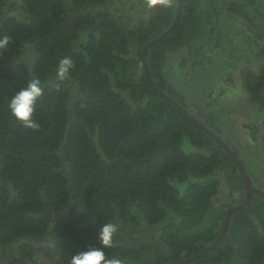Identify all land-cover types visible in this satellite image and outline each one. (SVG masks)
Masks as SVG:
<instances>
[{"label": "trees", "instance_id": "1", "mask_svg": "<svg viewBox=\"0 0 264 264\" xmlns=\"http://www.w3.org/2000/svg\"><path fill=\"white\" fill-rule=\"evenodd\" d=\"M210 1L182 0L178 24L143 56L174 26L179 0L151 8L148 0H0V36L11 41L0 53V264H39L47 251L55 264H69L100 247L124 264H168L214 243L226 213L245 199L244 183L226 151L185 117L165 80L169 61L200 38L208 45L193 52L198 66L212 69L206 53L213 45L225 57L219 47L237 23L220 19L227 14L212 8L221 2ZM260 31L264 21L252 32L258 38ZM66 56L74 67L59 82ZM33 78L44 87L37 130L8 109ZM105 223L117 226L106 247L99 239ZM263 261L264 201L254 198L232 215L218 247L187 264Z\"/></svg>", "mask_w": 264, "mask_h": 264}, {"label": "flooded vegetation", "instance_id": "2", "mask_svg": "<svg viewBox=\"0 0 264 264\" xmlns=\"http://www.w3.org/2000/svg\"><path fill=\"white\" fill-rule=\"evenodd\" d=\"M217 1L218 3L219 2L222 3L221 0H217ZM221 3H219L220 4L219 8H212V9L216 11H221V13L223 14H227L225 15L224 18H220V19H228L227 21L231 23H233L234 21H236L237 23V28L233 32H231L232 35H230V39L224 44H221L219 47L225 50V57H218L219 53L214 55V49H217V47L213 45L212 51L206 53L207 58L213 63L212 69L208 70L206 68L196 65L195 61L197 60L196 58H194L193 52L197 50L196 48L203 49V47L208 45V42L205 39L200 38L197 40V42L196 41L193 42L194 43L193 49L192 48L189 49L185 47L180 51V54L177 55L178 59H174L176 64L174 63L173 65L176 68L181 69L176 74V79L179 83V86H176L174 83L168 80L167 83L173 86V90L176 96V101L177 103L180 102L181 105L180 104L179 105L184 110L182 111L183 114L185 115V112L190 114L196 120V123L192 121L190 118H188L186 115L185 117L188 120H190L192 124H194L199 130L203 131L200 127L203 126L204 128L208 129L210 132H212L215 136L220 138V140H222V142L224 143H226V140L223 138L221 134H224L226 136L230 132L237 133L239 134L238 137L239 143L245 146H248L249 142H247L244 139H249L253 137V135L256 134L257 132L261 136L259 142H257L254 147H258L264 145V122L262 120H260L259 122L255 121L256 116L257 119H259V116L256 115L257 113L263 112V116H264V74L262 75L255 73L252 70H247V72L242 71L243 73L241 75L240 74L241 70L239 69V67L242 70H244V66H246L248 63L253 64L254 62L255 64L259 62L258 64H256L257 69H259L258 68L259 66L260 68L264 66V31H260L258 38H256V36H254L252 32L254 31V27L257 25V23L264 21V3L263 0H234L231 1L227 7H224L223 5H221ZM216 11H214V14H212L213 16L217 15ZM211 18L212 17H210L209 19ZM210 23L212 24V21ZM213 26L218 27L217 24H213ZM214 27H211L209 31L212 32L214 30ZM234 32H238L239 34L238 33L233 34ZM212 34L213 33H210L209 37H213ZM224 34L227 35V33ZM221 36L223 35H220L219 38H217L216 40H220ZM240 37H242V39ZM234 40L238 44V48L229 49L228 42L229 41L234 42ZM195 42H196V47H195ZM243 47H245L246 49H244ZM243 52L245 55H240V53ZM254 53H257V55H255ZM254 57L255 59H257V61L253 59ZM219 58H222V62H221L222 63L221 65L223 66L222 71H219L217 69V64L220 63V61L218 60ZM237 73L239 74V77H243L242 81L238 80L239 77L238 78L235 77ZM247 74H251L257 77L258 79L255 80V82L250 83L251 79L250 77L246 76ZM204 76L208 77L207 81L204 80ZM247 78L249 80L248 84H250L249 88H247V81H246ZM166 79L167 78H165V80ZM211 82L215 83L214 93H216L217 95L211 98H207L208 104H204L203 106H201V104H199L197 100L191 101V105L189 106L187 101L188 100L187 93H191V92L193 93L194 85L196 83L198 84L199 86L198 94L203 95L204 93L206 94V92L208 91H212ZM247 93L249 94V100L255 103V107H254L255 109L251 112V117L248 118V120L246 121H244L242 117H238L237 119L231 118L235 110L229 109V105L232 104V102L237 101V99L241 98L243 95ZM217 96L220 97V98L218 97L219 102H217L216 99ZM239 107H240L239 104H236V108ZM214 121L220 125H227L229 127V131L228 132L224 130L222 131V129L218 128V124L216 123L214 124ZM222 121L225 122L226 124H223ZM254 125H256V127H253ZM240 137H242L241 140ZM254 139L255 138H252V140ZM213 141L212 143H216L217 145L219 144L214 139ZM228 147L236 154V156L242 163L254 189L257 190L256 192L253 193L250 202L246 206H248L254 200V198L264 201V180H263L264 170L260 171V166H261L260 160L256 157L255 158L253 157L252 160V164L257 165L256 168L257 175L262 180V182H256V184L254 185L253 181L251 180V177L248 174V171L245 168V164L242 162L239 155L236 153L234 146L230 144L228 145ZM245 152H251V151L246 149ZM234 165L236 166L235 163ZM236 168L240 173V170L238 169L237 166ZM240 177L245 187L246 196L242 202V204H244V202L247 199V187L241 173H240ZM225 197L235 199L234 195L230 194L229 192L228 194L225 195ZM242 204H240L239 206H241ZM239 206L236 205L234 207H231L229 211ZM228 212L226 213V215L228 214ZM225 223H226V217L222 230L224 229ZM222 230L220 231V234Z\"/></svg>", "mask_w": 264, "mask_h": 264}, {"label": "clouds", "instance_id": "3", "mask_svg": "<svg viewBox=\"0 0 264 264\" xmlns=\"http://www.w3.org/2000/svg\"><path fill=\"white\" fill-rule=\"evenodd\" d=\"M157 4L164 5L166 0H148V7ZM10 37L0 36V53L7 52L10 48ZM74 67L70 56L60 59L56 68V80L66 81ZM44 95V87L38 78L30 79L26 86L17 91L9 100L8 109L12 117L24 128L37 130L40 124L35 119L38 101ZM117 231L114 223H105L99 229V239L106 247L111 244L112 236ZM69 264H124L119 258H108L103 247L84 250L73 255Z\"/></svg>", "mask_w": 264, "mask_h": 264}, {"label": "rangeland", "instance_id": "4", "mask_svg": "<svg viewBox=\"0 0 264 264\" xmlns=\"http://www.w3.org/2000/svg\"><path fill=\"white\" fill-rule=\"evenodd\" d=\"M225 52L223 53L224 56ZM241 58V56H240ZM255 59V57H254ZM259 62H257L256 64H258ZM196 65H200V63L198 61H195ZM255 62L253 64L248 63L246 66H244V70H242L240 67L239 69L241 70L240 74L242 75V71H246L247 70H252L255 73L258 74H264V66H262L260 68V66L258 67L259 69H257ZM241 66V63H240ZM205 68V66H204ZM181 69L176 68L175 66H173V61L170 62L169 61V65L166 66L165 71H166V78L168 79V81H171L172 83H174L176 86H179V83L176 79V74L178 71H180ZM236 78L239 77V74L237 73L235 75ZM243 77H239L238 80L242 81ZM204 80L207 81L208 77L204 76ZM200 85V82H199ZM212 85V91H208L206 92V94L204 93L203 95H199L198 94V84L196 83L194 85V89H193V93H187V98H188V104L189 106L191 105V101L197 100L199 102V104H201V106H203L204 104H208V99L207 98H211L216 96L217 94L214 93L215 92V83L211 82ZM219 96L216 97L217 102H219ZM222 99V98H221ZM236 104H239V108H236ZM255 103H253V101L249 100V94H245L243 95L241 98L237 99V101L232 102V104L229 105V109L235 110L232 114L233 119H237L238 117H242L244 121L248 120V118L251 117V112L255 109ZM256 114V113H255ZM256 115L259 116V119H257L256 116V122H259L260 120H262L264 122V116H263V112H259ZM261 122V123H263ZM216 122L214 121V124ZM223 124H226L225 122L222 121ZM218 124V123H216ZM218 128L222 129V131H229V127L227 125H220L218 124ZM221 133V132H220ZM219 133V134H220ZM223 136V138L226 140V143L228 145L232 144L236 150V153L239 155L240 159L242 160V162L245 164V168L248 171L249 176L251 177V180L253 181V184L255 185L256 182H262L261 178L257 175V165L252 164V160L253 157L258 158L261 162V166H260V171L264 170V145L258 146V147H254L256 145L257 142H259L260 139V134L256 133L253 135V137L249 138V139H244L247 142H249L248 146L245 145H241L239 143V134L237 133H228L226 136L224 134H221ZM252 138H255L254 140H252ZM242 139V137H240V140ZM257 139V140H256ZM231 142V143H230ZM248 149L251 152H245V150ZM264 180V177H263ZM37 261L39 262V264H55L56 257H53L50 254V251H47L46 253H42L39 256H37Z\"/></svg>", "mask_w": 264, "mask_h": 264}, {"label": "water", "instance_id": "5", "mask_svg": "<svg viewBox=\"0 0 264 264\" xmlns=\"http://www.w3.org/2000/svg\"><path fill=\"white\" fill-rule=\"evenodd\" d=\"M180 1V5H179V11H178V15H177V18H176V21H175V24L174 26L172 27V29H170L167 33H165L163 36H161L159 39H157L156 41L152 42L151 44H149L146 48H145V51H144V54L143 56L145 55V53L149 50L150 47H152L153 45H155L156 43H158L160 40H162L164 37H166L167 35H169L173 29L175 28V26L178 24L179 22V19L181 17V12H182V0H179ZM144 63L146 64V61L144 60ZM145 69L148 73V76L150 78V81H151V84L153 85V87L155 89L158 90V87H157V84L154 80V77L152 76V74L150 73L149 71V68L147 67V65H145ZM159 93H161L159 91ZM180 107V106H179ZM180 109L182 111L183 108L180 107ZM185 115L190 118L192 121H194L196 123V120L190 115L188 114L187 112H185ZM201 129L203 131H205L207 134L210 135V137H212L215 141H217L220 146L227 152V154L229 155V157L232 159V161L236 164V166L238 167V169L240 170V173L241 175L243 176V180L246 184V187H247V199L246 201L244 202V204H242L241 206L237 207V208H233L231 209L227 216H226V223H225V226H224V229L222 230L221 234H219V236L217 237V239L214 241V243L212 245H210L207 249H205L201 255L199 256H195V257H192V258H189V259H183L181 261H176V262H171V263H168V264H187V263H190V262H193L195 260H198L200 259L201 257L205 256L208 252L212 251L213 249H215L216 247L219 246V244L222 242V240L226 237V234L228 233V230H229V226H230V220H231V217L232 215L238 211V210H241L243 209L251 200V197L253 195L254 192H256L257 190L254 189L242 163L240 162V160L238 159V157L236 156V154L228 147V145L224 142H222V140H220V138H218L217 136H215L212 132H210L208 129L204 128L203 126H200ZM262 264H264V261L262 262Z\"/></svg>", "mask_w": 264, "mask_h": 264}]
</instances>
